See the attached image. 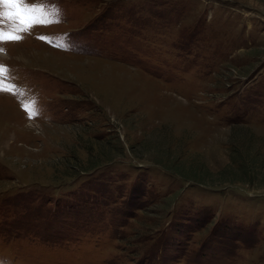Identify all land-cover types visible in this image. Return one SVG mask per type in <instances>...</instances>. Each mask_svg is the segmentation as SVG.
I'll return each mask as SVG.
<instances>
[{"label":"rangeland","instance_id":"obj_1","mask_svg":"<svg viewBox=\"0 0 264 264\" xmlns=\"http://www.w3.org/2000/svg\"><path fill=\"white\" fill-rule=\"evenodd\" d=\"M0 264H264V0H0Z\"/></svg>","mask_w":264,"mask_h":264},{"label":"snow or ice","instance_id":"obj_2","mask_svg":"<svg viewBox=\"0 0 264 264\" xmlns=\"http://www.w3.org/2000/svg\"><path fill=\"white\" fill-rule=\"evenodd\" d=\"M4 3L5 4H10L14 7H18L19 6V3H20V0H4Z\"/></svg>","mask_w":264,"mask_h":264}]
</instances>
